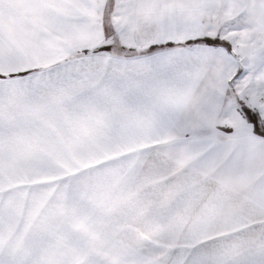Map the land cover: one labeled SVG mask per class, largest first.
Wrapping results in <instances>:
<instances>
[{"label": "snow or ice", "instance_id": "obj_1", "mask_svg": "<svg viewBox=\"0 0 264 264\" xmlns=\"http://www.w3.org/2000/svg\"><path fill=\"white\" fill-rule=\"evenodd\" d=\"M0 264H264V0H0Z\"/></svg>", "mask_w": 264, "mask_h": 264}]
</instances>
